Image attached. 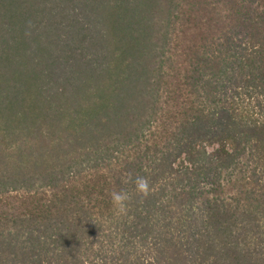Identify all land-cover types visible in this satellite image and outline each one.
<instances>
[{
    "label": "trees",
    "instance_id": "1",
    "mask_svg": "<svg viewBox=\"0 0 264 264\" xmlns=\"http://www.w3.org/2000/svg\"><path fill=\"white\" fill-rule=\"evenodd\" d=\"M0 264H264V0H0Z\"/></svg>",
    "mask_w": 264,
    "mask_h": 264
},
{
    "label": "clouds",
    "instance_id": "2",
    "mask_svg": "<svg viewBox=\"0 0 264 264\" xmlns=\"http://www.w3.org/2000/svg\"><path fill=\"white\" fill-rule=\"evenodd\" d=\"M131 181V174H129ZM135 191L130 192L127 189H120L111 193V202L115 215L126 214L129 204L134 199V196L147 198L151 194V184L147 177L136 175L134 181Z\"/></svg>",
    "mask_w": 264,
    "mask_h": 264
}]
</instances>
